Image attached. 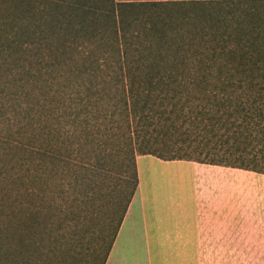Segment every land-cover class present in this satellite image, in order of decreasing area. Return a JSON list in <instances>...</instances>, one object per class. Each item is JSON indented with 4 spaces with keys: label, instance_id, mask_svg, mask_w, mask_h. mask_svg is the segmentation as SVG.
I'll use <instances>...</instances> for the list:
<instances>
[{
    "label": "rangeland",
    "instance_id": "rangeland-1",
    "mask_svg": "<svg viewBox=\"0 0 264 264\" xmlns=\"http://www.w3.org/2000/svg\"><path fill=\"white\" fill-rule=\"evenodd\" d=\"M67 1L80 9L0 0V262L103 264L135 171L131 200L157 218L152 264H264V253L240 237L260 231L264 177L139 152H189L196 160L198 153L182 143L195 138L203 146L213 134L171 118L187 113L206 89L221 98L203 99L204 105H236L250 96L251 107L254 94H264V0H113L116 6L168 4L116 7L115 24L101 0ZM118 13L125 16L121 25ZM142 24L158 28L140 34ZM155 55L174 58L173 71L223 73L243 83L201 85L171 100L181 87L157 83L156 75L150 83L149 70L136 67L144 62L130 61ZM172 110L166 121L161 113ZM129 205L122 222L130 220ZM175 213L184 214L185 223L192 213L231 216L233 243L210 244L206 231L195 245L191 223L162 228V219ZM241 220L251 227L241 228ZM132 225L125 224L120 246L131 240Z\"/></svg>",
    "mask_w": 264,
    "mask_h": 264
},
{
    "label": "trees",
    "instance_id": "trees-1",
    "mask_svg": "<svg viewBox=\"0 0 264 264\" xmlns=\"http://www.w3.org/2000/svg\"><path fill=\"white\" fill-rule=\"evenodd\" d=\"M50 3H53L54 6L60 7L62 9H67L68 11H78L80 9L79 6L74 4L73 2H69L67 0H47ZM30 3V2H29ZM101 3L104 4V6L107 7L105 10V14H110L114 18V24L116 23V7L125 8V9H135L136 7H145V6H151L154 9L158 8H165L168 6V4H132V3H124L117 5L114 4L113 0H101ZM214 3V2H212ZM81 12V11H80ZM116 15V17H115ZM119 16V23L124 21L125 16L118 13ZM142 31L140 34H144V32H153L158 27L157 24H152L151 26H147L143 24ZM63 27V26H62ZM63 30L62 28H60ZM114 31V30H113ZM137 34V32H135ZM118 32L115 30V44L118 46V50L120 47H122V44L120 43V39L118 38ZM148 44V42H147ZM158 43H156V47L154 50L157 51ZM153 49V48H151ZM150 49V50H151ZM122 54V51H121ZM148 57V58H147ZM172 59L174 58H167L165 56H153V58H150L149 56H146L145 58H134L132 57L130 61H137V62H144L143 65H136V67H141L146 69L152 77L149 79V82L152 83L154 81L155 75L157 76L158 80L157 83H161L164 85H176L175 87H181L176 88L180 89L178 95H172L170 98L171 100H175V98H178L180 96H189L192 93H189L190 90H195V87L203 86H211L213 84H228V86H231L235 83H238L241 85L243 81H241L238 77H232V76H224L223 73L217 74L215 76H211V74H199L197 73H188L185 74L183 70L181 71H173L170 69L172 67ZM119 63L125 61V59H118ZM161 66H164L166 69L164 71H160ZM149 68V69H148ZM155 73V74H153ZM161 73V74H160ZM150 75V76H151ZM148 82V83H149ZM153 82V83H156ZM192 87L193 89H190ZM205 89V88H201ZM203 91L205 95L200 97V99L197 100V103L192 107L189 108L188 112L185 113L182 110H180L178 113V116L175 120L171 118L172 121H180L181 126L184 128L188 125L192 126L194 125L196 130L199 131V133H205L210 132L212 133V138H210L209 141H207L206 144L203 146H199V144H195L196 140L193 138L192 142H190L189 145H186L185 142L182 143V145L186 146L191 151H194L195 153H198L199 156H197L196 160H191L190 156L188 155L189 152H183L181 149L180 151L183 152V156H170V157H164L159 156L151 150H145V151H139L142 154L146 155H154L162 160L166 161H172V160H188L191 162L199 163V164H206L211 166H218V167H225V168H232V169H238L248 172H253L256 174L264 175V107H258L262 101H264V94H259V92H256L254 94L253 98V106L246 105L245 100H247L250 96H245L242 99H239L236 105L229 104L228 106L225 105V103L220 104H203L205 100L209 101H217V98H221L217 95V92H212L210 89H206ZM171 91H167L166 95H171L169 93ZM258 95V96H257ZM149 97V96H148ZM148 101L145 102V107L147 106ZM152 106H155V104H152ZM176 106V104H175ZM153 108H151L152 111ZM165 111V110H164ZM162 112L161 115H164L166 121H169L170 116L173 114V110L171 112L166 111ZM252 115H248V113H251ZM154 115H157L159 118L158 112H152ZM175 129V128H173ZM185 134H187V129L184 130ZM201 141V139H199ZM250 146V150H248L246 147ZM260 150H259V149ZM135 170V169H134ZM134 179L135 183L129 192V196L126 199V204L123 208L122 214L119 219V224H117L114 233L112 234V240L108 249V252L114 242L115 235L120 227V224L122 222V218L127 210V206L129 205L132 197L134 196L136 187H137V178L134 171ZM15 246L17 245L14 244ZM17 247V246H16ZM108 255V253H107ZM106 255V257H107ZM104 258V261L106 259ZM103 261V262H104ZM102 262V263H103Z\"/></svg>",
    "mask_w": 264,
    "mask_h": 264
},
{
    "label": "crops",
    "instance_id": "crops-1",
    "mask_svg": "<svg viewBox=\"0 0 264 264\" xmlns=\"http://www.w3.org/2000/svg\"><path fill=\"white\" fill-rule=\"evenodd\" d=\"M257 175L264 177V175L261 174ZM129 204L130 220H128L127 222L131 221V223L135 226L134 227L132 225L131 227L132 230L129 234V236H131V240H128V238H126V244L122 246L119 245L123 228L127 223L123 220L103 264H152L150 253L156 251V248L152 243V236L154 230L157 228L154 223V221H157V218L155 214H153V209L151 212H149V210L146 211L144 203L132 202L131 200ZM141 209L143 213L140 215L139 211ZM184 217V214L181 215L177 213L168 215L166 219H162V221L167 222V225H162V228H166L167 230H181L184 229L187 225L189 226L191 223L189 227L193 231V244L195 245H197L195 242H201L200 237L202 236V233L206 231L208 232L206 235H208L210 244L218 243L217 239L220 241L219 243L223 242L224 245L230 246L233 243V229L237 226L234 225V220L231 216H209V218L206 219L200 213H192L191 221L189 220L188 223H185ZM240 223L241 228L251 227L249 220H241ZM256 228L260 229L258 234H256L255 236L248 234L241 235V242H245L247 245L249 243H252L251 245H255L256 248L250 250L259 253H264V218L259 220V223L256 225ZM135 230H137V232L133 234ZM130 244H132L133 246L131 247ZM13 248L17 247L13 245ZM172 250L173 249H170V251ZM225 251L227 250L225 249ZM137 254H142L144 256V260H138ZM0 264H2V262H0Z\"/></svg>",
    "mask_w": 264,
    "mask_h": 264
}]
</instances>
